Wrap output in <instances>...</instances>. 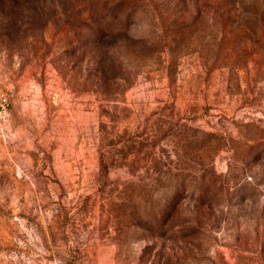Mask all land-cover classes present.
Segmentation results:
<instances>
[{"label": "rangeland", "instance_id": "obj_1", "mask_svg": "<svg viewBox=\"0 0 264 264\" xmlns=\"http://www.w3.org/2000/svg\"><path fill=\"white\" fill-rule=\"evenodd\" d=\"M37 4L0 0V264H264V0Z\"/></svg>", "mask_w": 264, "mask_h": 264}, {"label": "trees", "instance_id": "obj_2", "mask_svg": "<svg viewBox=\"0 0 264 264\" xmlns=\"http://www.w3.org/2000/svg\"><path fill=\"white\" fill-rule=\"evenodd\" d=\"M12 1L15 4H30V3H38V5H40V3L42 4L44 2V0H9ZM99 2H86L84 4H75L74 6L71 7V14H72V18L73 19H79V15H86V21L92 23L93 18L94 17H99V18H103L104 16L102 14H104V12H107L108 10V5L105 4V6H101V8H99ZM119 5V4H118ZM37 11V10H36ZM86 13V14H85ZM122 13V12H121ZM103 28L98 29V33H104V31L102 30Z\"/></svg>", "mask_w": 264, "mask_h": 264}]
</instances>
